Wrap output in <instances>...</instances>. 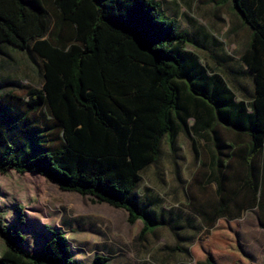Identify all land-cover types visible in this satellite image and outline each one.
Listing matches in <instances>:
<instances>
[{
  "label": "trees",
  "instance_id": "16d2710c",
  "mask_svg": "<svg viewBox=\"0 0 264 264\" xmlns=\"http://www.w3.org/2000/svg\"><path fill=\"white\" fill-rule=\"evenodd\" d=\"M230 2L251 31L241 55L254 87L251 110L245 102L239 110L229 89L214 86L206 73L198 85L188 84L192 58L188 53L183 57L179 47L190 38L155 0H0V53L4 45L28 57L33 53L42 62L43 78L40 88H27L23 105L0 87V173H35L61 191L124 210L130 224L142 222L140 239L160 226L176 235L134 193L142 171L157 162L164 138L174 149V115L187 134L181 123L186 114L179 115L178 83H187L189 101L199 100L213 111L212 106L220 105L218 116H237L220 123L248 136L250 159L264 147V0ZM204 81L212 83L210 89ZM210 138L218 149L214 131ZM31 140L37 141V149L28 152ZM15 149L21 161L13 156ZM21 212L17 207L23 225ZM221 217L210 232L212 242L197 243L190 255L203 264H249L236 221L224 218L223 210ZM46 233L36 257L24 248L26 237L6 227L0 209L6 246L0 264H84L74 259L61 230L46 227ZM178 241L175 251H182ZM108 262L95 256L91 264Z\"/></svg>",
  "mask_w": 264,
  "mask_h": 264
},
{
  "label": "rangeland",
  "instance_id": "374dc122",
  "mask_svg": "<svg viewBox=\"0 0 264 264\" xmlns=\"http://www.w3.org/2000/svg\"><path fill=\"white\" fill-rule=\"evenodd\" d=\"M155 1L166 16L176 21L178 30L190 38L179 47L183 57L188 53L192 58L187 73L188 84L198 85L200 76L206 73V78L212 77L214 86L220 84L229 89L239 110L245 107L243 102L251 110L253 82L241 61V55L251 41V31L244 26L230 0ZM42 79V62L36 55L32 53L28 57L12 46L2 47L0 87L3 93H12L22 102L26 99L27 88H40ZM207 82L210 89L212 83ZM178 86L179 115L186 114L181 123L187 134L181 131L174 115V149H170L164 138L157 162L142 171L134 193L139 204L155 220L167 222L176 235L160 226L140 239L143 224L141 221L130 224L126 211L61 191L54 182L38 174H18L10 170L7 174L0 173V209L6 227L26 237L24 248L27 251L41 256L47 239L46 227L61 230L74 259L84 264H91L95 256L108 258V264H176L187 260L185 255L171 251L177 239L179 247L186 248L199 235L190 250L197 243L212 242L211 234L203 240L205 232H202L201 218L216 210L222 195L209 181L205 182L211 178L213 161L216 160V166L221 162L218 151L216 158L214 156L210 137L214 131L219 142H229L233 134L220 121L237 116H218L220 105H211L213 111L199 100L189 101L187 83L179 82ZM212 92H209L210 96H213ZM196 97L203 100L201 96ZM233 113L234 109H230V114ZM26 145L28 152L37 149V141H28ZM17 153L15 149L13 156L21 161L22 154ZM17 207L22 208L23 225L18 222ZM5 249V241L0 235V255ZM191 260L196 261L192 256Z\"/></svg>",
  "mask_w": 264,
  "mask_h": 264
},
{
  "label": "crops",
  "instance_id": "0c3cea01",
  "mask_svg": "<svg viewBox=\"0 0 264 264\" xmlns=\"http://www.w3.org/2000/svg\"><path fill=\"white\" fill-rule=\"evenodd\" d=\"M54 21L50 20V29L54 27ZM24 100L19 104H24ZM233 134L229 142H219V148L214 147L221 156L220 167L216 168V160L213 161V170L209 180L221 193L219 205L208 216H202V232H205L203 240L209 238L211 230L221 223V212L224 218L235 220L237 223V238L243 252V258L249 264H264V147L253 157H249V138L244 134L231 131ZM208 182V183H209ZM205 186V184H204ZM203 186V187H204ZM198 237L182 251L172 252L186 256V262L176 264H203L191 260L190 248L198 241Z\"/></svg>",
  "mask_w": 264,
  "mask_h": 264
}]
</instances>
